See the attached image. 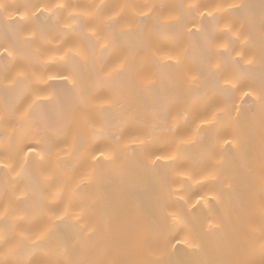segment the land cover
Returning a JSON list of instances; mask_svg holds the SVG:
<instances>
[{"label":"bare ground","instance_id":"obj_1","mask_svg":"<svg viewBox=\"0 0 264 264\" xmlns=\"http://www.w3.org/2000/svg\"><path fill=\"white\" fill-rule=\"evenodd\" d=\"M0 2V260L264 264V0Z\"/></svg>","mask_w":264,"mask_h":264},{"label":"rangeland","instance_id":"obj_2","mask_svg":"<svg viewBox=\"0 0 264 264\" xmlns=\"http://www.w3.org/2000/svg\"><path fill=\"white\" fill-rule=\"evenodd\" d=\"M102 244L107 247L97 249L95 252L99 255V259L104 260L124 262L136 257L140 261L152 264H236L230 257L231 250L222 248L223 245H236V243L203 242L202 245L206 246L205 248L192 250L169 249L168 243L164 242H107ZM236 250L239 249L236 248L233 252L238 253Z\"/></svg>","mask_w":264,"mask_h":264},{"label":"snow or ice","instance_id":"obj_3","mask_svg":"<svg viewBox=\"0 0 264 264\" xmlns=\"http://www.w3.org/2000/svg\"><path fill=\"white\" fill-rule=\"evenodd\" d=\"M35 7H36V8H40L41 6H40V5H35ZM56 7H58V8H63L64 5H63V4H58V5H56ZM189 7H194V5H189ZM5 9H6V5H5L3 2H0V11H3V10H5ZM103 47H104V48H108L109 45H108V44H105V45H103ZM165 47H167V45H165ZM9 55H11V53H9ZM76 55L80 57V59H81L82 62L86 59V56L81 55L79 52L76 53ZM153 57L155 58V53H153ZM169 59H171V58L169 57ZM165 66H167V65H165ZM121 68H123V65H121ZM114 71H118V69H114ZM60 75H61V78H62V79H64V80H67V79H68L67 75H65V74H63V73L60 74ZM109 75H111V74H109ZM29 151H34V149H29ZM101 155H103V153H101ZM107 158H108V159H111V157H107ZM172 219H173L176 223H180V218H179L178 216L173 215V216H172ZM176 239L178 240L179 237H176ZM0 264H10V262L5 261V260H0Z\"/></svg>","mask_w":264,"mask_h":264}]
</instances>
